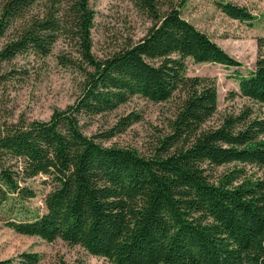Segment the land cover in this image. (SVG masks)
<instances>
[{"label":"trees","instance_id":"obj_1","mask_svg":"<svg viewBox=\"0 0 264 264\" xmlns=\"http://www.w3.org/2000/svg\"><path fill=\"white\" fill-rule=\"evenodd\" d=\"M132 1L150 27L97 58L90 0H0V85L28 77L26 68L8 67L17 56L46 57L59 40L72 56L58 53V64L82 77L74 102L48 120L0 119V205L33 198L28 181L39 175L49 185L43 213L6 226L112 264H264V37L256 38L253 70L236 74L252 105L209 125L215 81L187 75L186 60L241 64L181 16L186 0L162 13L159 0ZM218 7L239 21L255 18L244 6ZM174 95L176 110L146 154L103 143L138 122L136 112L104 131L82 130L83 120L133 96L159 103ZM39 259L21 252L0 264Z\"/></svg>","mask_w":264,"mask_h":264},{"label":"rangeland","instance_id":"obj_2","mask_svg":"<svg viewBox=\"0 0 264 264\" xmlns=\"http://www.w3.org/2000/svg\"><path fill=\"white\" fill-rule=\"evenodd\" d=\"M177 1L159 0L160 12L166 11L170 5L176 6ZM221 1L244 6L255 18L251 22L230 18L218 7ZM89 3L94 11L91 51L97 58L136 42L151 25L147 15L132 0H90ZM180 12L183 18L208 34L241 64L226 67L186 60L187 75L208 77L216 84L217 113L207 124H215L223 115L237 113L241 108L252 105L239 95L236 74L247 75L254 68L256 38L264 37V0H186ZM63 52L72 54L69 47L59 40L46 57L17 56L8 65L26 68L28 77L22 82L11 81L0 85L1 120L12 121L18 116L27 120H48L53 110H62L74 102L82 77L77 71L58 64L56 55ZM177 103V95L159 103L133 96L112 112L83 120L82 130L84 134L92 135L110 128L119 117L136 112L141 117L138 122L103 143L131 147L146 154L158 134L166 129L167 120L174 114ZM262 172L264 168L259 170V173ZM28 183L35 191L33 198L18 203L9 200L0 205V259L14 257L21 252H35L40 256L37 264H112L87 253L78 245H69L60 239L47 242L36 236L16 233L7 227V219H31L45 210L44 197L49 190L45 177L39 175Z\"/></svg>","mask_w":264,"mask_h":264}]
</instances>
